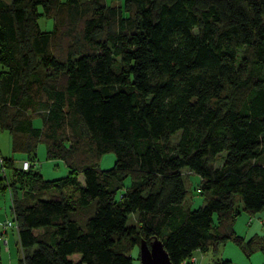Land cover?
I'll return each instance as SVG.
<instances>
[{"label": "trees", "instance_id": "16d2710c", "mask_svg": "<svg viewBox=\"0 0 264 264\" xmlns=\"http://www.w3.org/2000/svg\"><path fill=\"white\" fill-rule=\"evenodd\" d=\"M111 1L0 0V127L28 155L0 156L17 264H133L155 236L172 264L262 250L234 224L264 209V0ZM39 142L66 174L42 176Z\"/></svg>", "mask_w": 264, "mask_h": 264}, {"label": "rangeland", "instance_id": "374dc122", "mask_svg": "<svg viewBox=\"0 0 264 264\" xmlns=\"http://www.w3.org/2000/svg\"><path fill=\"white\" fill-rule=\"evenodd\" d=\"M107 3H115L111 0H106ZM39 25L42 29H50L53 25V19L45 15H40L38 18ZM34 123L38 125L40 120L38 118L34 119ZM176 136V135H175ZM174 136V138H175ZM36 162L35 167L40 171L44 178H55L62 176L67 173V166L61 159H49L46 157V148L44 142H39L34 153ZM224 152H221L216 156L214 164H220L222 162V157ZM0 156L10 157L15 160V164H20L23 158H27L28 155L23 152L13 151L11 147V135L8 130L0 127ZM115 160V153L113 151L104 152L99 158L98 165L101 168H108L113 165ZM185 170V169H184ZM8 172V171H7ZM3 170L0 166V176L3 175ZM81 179L82 175H81ZM183 180L188 188V200L192 207H196L203 202V195L198 192V185L200 184V176L193 172H187L183 175ZM129 179L125 178L124 183L128 184ZM10 196L7 191H0V233L3 231V223L6 219H12V214L10 212ZM261 211L262 214H261ZM255 212L254 214H249L245 211H241L238 214L234 227L235 230L248 238L252 234L258 232V234H264V209ZM134 220V215L129 217V222ZM6 242L0 240V264H17L18 256L20 254L17 229L15 226H10L6 228V232L3 233ZM218 256L223 258H229L231 264H259L260 260L255 258V255H263L264 249L258 250L252 255L248 256L242 251L239 245L231 240L226 243L221 244L218 248ZM208 255V253L206 252ZM131 255L133 257V264H140L139 259V246H135L131 250ZM193 261V257L189 258Z\"/></svg>", "mask_w": 264, "mask_h": 264}, {"label": "water", "instance_id": "95a60500", "mask_svg": "<svg viewBox=\"0 0 264 264\" xmlns=\"http://www.w3.org/2000/svg\"><path fill=\"white\" fill-rule=\"evenodd\" d=\"M139 259L140 264H172L162 240L157 236L150 241L140 240Z\"/></svg>", "mask_w": 264, "mask_h": 264}, {"label": "crops", "instance_id": "0c3cea01", "mask_svg": "<svg viewBox=\"0 0 264 264\" xmlns=\"http://www.w3.org/2000/svg\"><path fill=\"white\" fill-rule=\"evenodd\" d=\"M24 159V158H23ZM81 175L82 174H79L78 175V180L80 181V182H83V179H81ZM82 178H83V176H82ZM262 212L263 211H261V214H262ZM264 214V213H263ZM264 216V215H263ZM255 231L256 230H254V233H255ZM256 233H258V232H256ZM262 236H263V238H264V234H262ZM264 249V248H263ZM262 249V250H263ZM255 252H257V251H254V252H252V253H250V255H252L253 253H255ZM250 255H248V256H250ZM71 257L72 258H74V259H78V257H79V254H77V253H73V254H71ZM192 257H193V261H194V263L195 264H208V261H209V255H207L205 252H202V251H200V250H195L194 252H193V255H192ZM255 258L256 259H258V260H260V263L259 264H264V256L263 255H255Z\"/></svg>", "mask_w": 264, "mask_h": 264}, {"label": "built area", "instance_id": "2783aa9c", "mask_svg": "<svg viewBox=\"0 0 264 264\" xmlns=\"http://www.w3.org/2000/svg\"><path fill=\"white\" fill-rule=\"evenodd\" d=\"M22 166L26 168L28 166V162L26 160L22 161ZM10 226H15V223L12 221V219H6L3 223L4 230L6 231V228ZM0 240L4 243L6 242L4 234L0 235Z\"/></svg>", "mask_w": 264, "mask_h": 264}]
</instances>
